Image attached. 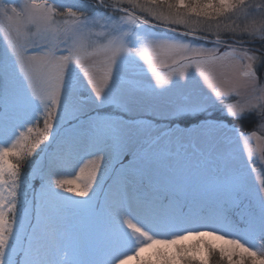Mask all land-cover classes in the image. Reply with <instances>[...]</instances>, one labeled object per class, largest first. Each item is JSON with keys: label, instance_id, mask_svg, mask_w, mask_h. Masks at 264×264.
<instances>
[{"label": "snow or ice", "instance_id": "1", "mask_svg": "<svg viewBox=\"0 0 264 264\" xmlns=\"http://www.w3.org/2000/svg\"><path fill=\"white\" fill-rule=\"evenodd\" d=\"M0 37V264H264V0H0Z\"/></svg>", "mask_w": 264, "mask_h": 264}, {"label": "rangeland", "instance_id": "2", "mask_svg": "<svg viewBox=\"0 0 264 264\" xmlns=\"http://www.w3.org/2000/svg\"><path fill=\"white\" fill-rule=\"evenodd\" d=\"M68 2H69V3H76L78 7H85V6L89 3V0H68ZM0 41H2V37H0ZM159 70H160V72H161L162 75H165V74H167L168 72L172 71L173 69H172V68H163V67H160ZM190 70H191V71H194V69H190ZM258 72H259L260 74H262V79H264V67L259 68V69H258ZM229 123H234V124H236L237 127L240 128L241 131H243V132H251V131L255 128V125H254V124H250V123H242V124H240L239 121H235V120H231V119L229 120ZM243 127L246 128V129H243ZM255 144H256V141L253 140V141H252V146L254 147ZM239 151L243 152V146H242V149H239ZM254 160H255V164H254V166L257 168V172H256L255 174H253L252 179H253V182L256 183V184L258 185V180H259L260 178H262V177L260 176V170H261L262 168H264V165H262V164L260 163V161H259V156H258V155L254 158ZM77 170H78V169H77ZM67 171L71 172L72 169H71V168H68ZM69 178H70V177H69ZM35 183H36L37 186H39V181H38V180H37ZM69 195H70V194H69ZM74 198H75V197H74ZM206 239H207V238H206ZM212 242H213V243H216V244H218V245L221 243L220 241H212ZM186 243H194V241H189V242H186ZM128 264H136V261H134V260H130V261H128ZM210 264H211V262H210Z\"/></svg>", "mask_w": 264, "mask_h": 264}, {"label": "trees", "instance_id": "3", "mask_svg": "<svg viewBox=\"0 0 264 264\" xmlns=\"http://www.w3.org/2000/svg\"><path fill=\"white\" fill-rule=\"evenodd\" d=\"M239 122H240V121H239ZM240 124H242V122H240ZM243 129H246V128L243 127Z\"/></svg>", "mask_w": 264, "mask_h": 264}, {"label": "bare ground", "instance_id": "4", "mask_svg": "<svg viewBox=\"0 0 264 264\" xmlns=\"http://www.w3.org/2000/svg\"><path fill=\"white\" fill-rule=\"evenodd\" d=\"M240 149H242V145L240 146Z\"/></svg>", "mask_w": 264, "mask_h": 264}]
</instances>
